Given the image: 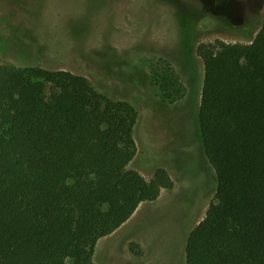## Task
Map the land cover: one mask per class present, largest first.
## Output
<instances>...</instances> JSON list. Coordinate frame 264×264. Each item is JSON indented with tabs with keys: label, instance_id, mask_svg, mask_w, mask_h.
Here are the masks:
<instances>
[{
	"label": "trees",
	"instance_id": "16d2710c",
	"mask_svg": "<svg viewBox=\"0 0 264 264\" xmlns=\"http://www.w3.org/2000/svg\"><path fill=\"white\" fill-rule=\"evenodd\" d=\"M199 110L218 186L187 264H264V24L250 44L201 43ZM1 56V52H0ZM170 102L184 96L164 79ZM137 109L68 70L0 63V264H97L100 239L174 187L129 166Z\"/></svg>",
	"mask_w": 264,
	"mask_h": 264
},
{
	"label": "rangeland",
	"instance_id": "374dc122",
	"mask_svg": "<svg viewBox=\"0 0 264 264\" xmlns=\"http://www.w3.org/2000/svg\"><path fill=\"white\" fill-rule=\"evenodd\" d=\"M264 0H0V63L68 70L138 111L130 168L151 178L168 170L174 187L144 203L99 240L100 264H187L190 233L218 186L201 134V43L250 44ZM174 74L184 96L170 102ZM112 255V256H111Z\"/></svg>",
	"mask_w": 264,
	"mask_h": 264
},
{
	"label": "crops",
	"instance_id": "0c3cea01",
	"mask_svg": "<svg viewBox=\"0 0 264 264\" xmlns=\"http://www.w3.org/2000/svg\"><path fill=\"white\" fill-rule=\"evenodd\" d=\"M152 177H153V176H152ZM152 177H151V178H152ZM151 178H149V179H151ZM147 179H148V178H147ZM163 191H164V190H163ZM163 191H162V193H163ZM162 193H161V194H162ZM160 196H161V195H160ZM151 202H152V201H151ZM144 203H148V202H143V203L140 205V207H141ZM140 207H139V208H140ZM139 208H138V210H139ZM138 210H137V211H138ZM137 211H136V212H137ZM136 212H135V213H136ZM134 215H135V214H134ZM134 215H133V216H134ZM133 216H132V217H133ZM132 217H131V218H132ZM126 223H127V222H126ZM126 223H125V224H126ZM125 224H124V225H125ZM124 225H123V226H124ZM123 226H122V227H123ZM120 228H121V227H120ZM120 228H119V229H120ZM119 229H118V230H119ZM118 230H117V231H118ZM117 231H115V232H117ZM115 232H114V233H115ZM109 236H110V235H109ZM97 246H98V245H97ZM96 252H97V247H96ZM96 252H95L94 260H95V262H96L97 264H100V263H98V262L96 261ZM111 256H112V255H111ZM103 264H107V263H103Z\"/></svg>",
	"mask_w": 264,
	"mask_h": 264
}]
</instances>
